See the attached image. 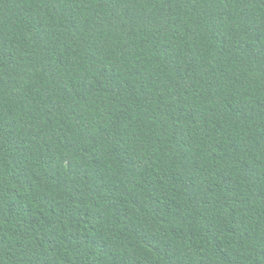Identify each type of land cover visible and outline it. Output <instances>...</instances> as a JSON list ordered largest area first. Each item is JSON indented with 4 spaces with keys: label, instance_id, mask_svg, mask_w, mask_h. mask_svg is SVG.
Segmentation results:
<instances>
[{
    "label": "trees",
    "instance_id": "1",
    "mask_svg": "<svg viewBox=\"0 0 264 264\" xmlns=\"http://www.w3.org/2000/svg\"><path fill=\"white\" fill-rule=\"evenodd\" d=\"M0 264H264V0H0Z\"/></svg>",
    "mask_w": 264,
    "mask_h": 264
}]
</instances>
